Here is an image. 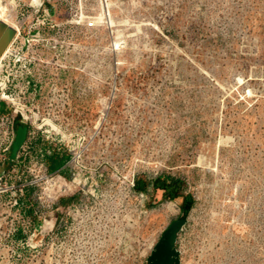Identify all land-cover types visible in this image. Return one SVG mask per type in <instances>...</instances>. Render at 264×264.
I'll list each match as a JSON object with an SVG mask.
<instances>
[{"label":"rangeland","instance_id":"374dc122","mask_svg":"<svg viewBox=\"0 0 264 264\" xmlns=\"http://www.w3.org/2000/svg\"><path fill=\"white\" fill-rule=\"evenodd\" d=\"M0 7L68 167L0 169V264H148L184 197L180 264H264V0ZM159 176L182 194L152 205Z\"/></svg>","mask_w":264,"mask_h":264},{"label":"built area","instance_id":"2783aa9c","mask_svg":"<svg viewBox=\"0 0 264 264\" xmlns=\"http://www.w3.org/2000/svg\"><path fill=\"white\" fill-rule=\"evenodd\" d=\"M18 34L19 31L7 47L4 58L0 59V169L4 165H12L15 162L23 166L35 157L41 167L48 170L50 169L49 157L56 154V147L53 144L51 148L49 144L46 146L45 140L49 141L51 132L53 137L55 128L52 119H40V107L36 105L38 100L36 92L39 86L32 80L31 71L36 59L30 57L32 56L30 53L24 52V45L14 46ZM40 41L39 38L35 40V42ZM32 91L35 93L32 94ZM30 92L34 96L32 99L34 104L31 107L28 103ZM18 127H25L27 133L17 156L12 159L11 151ZM45 134H48L47 139H45ZM82 157L83 151H79L72 161L80 166V162L83 161ZM2 178L3 173L0 171V184ZM27 186L32 187L33 185H24L26 188ZM134 186L133 183L132 187Z\"/></svg>","mask_w":264,"mask_h":264},{"label":"flooded vegetation","instance_id":"af4514ba","mask_svg":"<svg viewBox=\"0 0 264 264\" xmlns=\"http://www.w3.org/2000/svg\"><path fill=\"white\" fill-rule=\"evenodd\" d=\"M138 180H142V182L146 183L148 179L145 177H139ZM151 182V181H150ZM153 187V193L150 197V201L152 205L160 204L163 201H172L176 198L180 197L179 194V187L183 186V183L176 179H171L167 176H159L156 177L152 182ZM163 190L161 198L158 197V190ZM145 191V190H144ZM143 191V192H144ZM140 192V191H139ZM153 201H158L156 204H153ZM186 197H184V200H182L181 204L178 207L177 214L175 217H173L170 222L167 224V227L164 229L162 234L160 235L157 243L154 245L150 256L157 250V247L160 245L163 256H161V259L157 258L160 261H163V263L155 262L152 263L149 262V257L147 258L148 264H177L178 261H180V252L178 248H176V241L178 234L182 231L183 227L185 226L187 222V212H188V206L186 203ZM151 205V204H150ZM177 222V224L174 226L172 231V236L165 238V233L171 228L174 222Z\"/></svg>","mask_w":264,"mask_h":264},{"label":"water","instance_id":"95a60500","mask_svg":"<svg viewBox=\"0 0 264 264\" xmlns=\"http://www.w3.org/2000/svg\"><path fill=\"white\" fill-rule=\"evenodd\" d=\"M14 36H15V30L0 20V58L2 54L6 51V48L8 47V45L10 44ZM26 133H27V129L25 127H18L16 140L14 142V145L11 151L12 159H15V157L17 156L20 150V147L22 146L26 138ZM163 192H164L163 190L159 189L157 198L160 199ZM157 202L158 201H153V204H156ZM177 222L178 221L174 222L171 228L165 233L164 235L165 238L172 236L173 228L177 224ZM160 250H161V247L159 245L157 247V250L151 255V257H149V262L152 263L153 261H155V262L163 263V261H160L157 259V258L161 259V256H163V253ZM177 264H180V261H178Z\"/></svg>","mask_w":264,"mask_h":264},{"label":"trees","instance_id":"16d2710c","mask_svg":"<svg viewBox=\"0 0 264 264\" xmlns=\"http://www.w3.org/2000/svg\"><path fill=\"white\" fill-rule=\"evenodd\" d=\"M49 159H50L49 160V167L51 170L54 171V170H60L61 169V167L63 165V160L59 159L57 154L49 157ZM66 171H67L66 168L65 169L63 168L60 170V174H62L65 177H68V173ZM135 182H136V184L133 188H135L136 191H140V192L144 191V184L145 183L142 182V180H138V179Z\"/></svg>","mask_w":264,"mask_h":264},{"label":"bare ground","instance_id":"6f19581e","mask_svg":"<svg viewBox=\"0 0 264 264\" xmlns=\"http://www.w3.org/2000/svg\"><path fill=\"white\" fill-rule=\"evenodd\" d=\"M5 16H6V13H5V9L4 8H2V7H0V20L1 21H3L4 23H6L8 26H10V27H12L14 30H15V36H16V32L18 31V27L16 26V25H14V24H12V23H10L6 18H5ZM14 36V37H15ZM18 36V35H17ZM14 37H13V39H14ZM12 39V40H13ZM12 40H11V42H12ZM10 42V43H11ZM10 45V44H9ZM8 45V46H9ZM7 49V48H6ZM4 54H5V52L2 54V56H1V58H4ZM0 58V59H1ZM53 127L56 129L57 127L56 126H54L53 125ZM58 129V128H57Z\"/></svg>","mask_w":264,"mask_h":264},{"label":"crops","instance_id":"0c3cea01","mask_svg":"<svg viewBox=\"0 0 264 264\" xmlns=\"http://www.w3.org/2000/svg\"><path fill=\"white\" fill-rule=\"evenodd\" d=\"M148 185V182H146L145 184H144V189H146V186ZM179 196H181V194H182V192H181V188L179 187Z\"/></svg>","mask_w":264,"mask_h":264}]
</instances>
